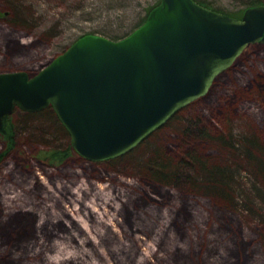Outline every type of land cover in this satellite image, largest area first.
I'll list each match as a JSON object with an SVG mask.
<instances>
[{
  "label": "rangeland",
  "instance_id": "374dc122",
  "mask_svg": "<svg viewBox=\"0 0 264 264\" xmlns=\"http://www.w3.org/2000/svg\"><path fill=\"white\" fill-rule=\"evenodd\" d=\"M157 1L0 0V73L33 75L82 35L122 36ZM202 1L231 15L250 0ZM13 119L12 147L0 138L1 264H264V43L115 162L75 153L50 164L38 155L71 142L61 123L51 112ZM192 148L211 173L184 165L161 186L143 172L155 154L178 163Z\"/></svg>",
  "mask_w": 264,
  "mask_h": 264
},
{
  "label": "water",
  "instance_id": "95a60500",
  "mask_svg": "<svg viewBox=\"0 0 264 264\" xmlns=\"http://www.w3.org/2000/svg\"><path fill=\"white\" fill-rule=\"evenodd\" d=\"M256 43H264V5L237 18L195 0H161L124 39L88 34L33 75L0 73V130L16 108L51 106L77 155L120 157L205 96Z\"/></svg>",
  "mask_w": 264,
  "mask_h": 264
},
{
  "label": "trees",
  "instance_id": "16d2710c",
  "mask_svg": "<svg viewBox=\"0 0 264 264\" xmlns=\"http://www.w3.org/2000/svg\"><path fill=\"white\" fill-rule=\"evenodd\" d=\"M195 1L197 3H199L200 5L211 9L210 6L208 4H206L204 1H202V0H195ZM160 2H161V0H158L154 5H150L149 7H147L144 15L140 18V20H138L137 22H134L133 25L131 27H129L128 30L126 32H124V34L122 36H117V35L111 36L106 31L103 32L102 34H99V35L106 37L108 39H111V40H115V41L126 38L132 32H134L137 28H139L140 26H142L146 22L150 11L154 7L158 6L160 4ZM263 4H264V0H250L249 2L246 3L245 9L248 7H251V6H259V5H263ZM13 5L16 7V4H13ZM211 10H213V9H211ZM244 10L241 13L231 14L230 16L241 18ZM7 13L10 14V9H8ZM3 15H5V13L0 11V19L3 17ZM19 17L20 16L17 17V15L13 16L11 18V22H12V24H14L17 27H22L28 22V20H21V19H19ZM89 34H94V33H89ZM114 36H116V37H114ZM17 110H20V109L16 108L11 116H7L4 118L3 126L0 130V138H2L3 140H5L6 142L9 143V147H8L9 149L12 147V145L14 143V137H15L16 132H17V127H18L17 122L13 119V115L15 114V112ZM180 111H178L171 119H174L179 114ZM22 112L25 115H29L32 120H33V118H36L37 116H40L43 113L51 112L54 116V119H56L59 123H61L60 120L58 119L54 109L51 106L48 108L42 109L41 111H38V112H25V111H22ZM31 119H29V120H31ZM171 119L169 121H171ZM61 126H62V129L64 130L65 134L69 135V133L67 132V130L65 129V127L63 126L62 123H61ZM163 127L164 126H162L160 129H162ZM160 129H158L157 131H159ZM157 131H155L151 136H149L146 140H144L141 144H139L132 151H130V152H128L125 155H122L120 157L109 159L106 161L115 162V161H118L119 159H121L123 157L131 156L132 153L138 151L139 148H141V146H143L145 143L149 142V140L156 135ZM204 131H205V129L203 130L201 128V132L199 134H201V136H202V134L204 135L206 132V131L205 132ZM187 137H188L187 139H189V138H194L196 136H194L192 134V135H188ZM197 137H200V136L197 134ZM228 138L231 139V137H228V136H226V137L220 136V137H218V140H222L224 143H227L226 141L228 140ZM230 145H231V147H236L233 144H230ZM45 154L42 153V154H39L38 156L40 158L48 159V160H49L48 157H50L51 161L49 160V163L57 165V164L61 163L62 161H64L65 159H67L68 157L69 158L73 157L75 155V151L72 148L71 142H69L66 147H64L60 150L59 149L54 150V151L50 152L49 154H46V155ZM153 156L150 159H148V161L145 162V163H149V164L148 165L146 164V167H143V169H144L143 172L148 174L147 178H148V180H150V182H154L155 184L157 183L161 186H162V184H164V185L172 184L175 175L177 173H179V171L181 170L180 168H183L184 165L190 166L191 169L193 168L194 170H197V172H205L208 174L211 173V170H209L205 166V164L201 161L199 154L197 155V149L196 148L190 149L189 152H187L186 154L183 155L182 160H180V161L178 160L179 161L178 163H176L177 160L175 161V159L172 156H164L163 155V156L156 157L157 154H155ZM198 162L199 163L202 162V163L200 165H197ZM134 211H135V209L133 207L131 209H129V212H130L129 214L131 215V217H133L132 215H133ZM36 222H38V221L35 220L34 230L36 231L37 234H39L38 228H39V226L41 227V225H37Z\"/></svg>",
  "mask_w": 264,
  "mask_h": 264
}]
</instances>
